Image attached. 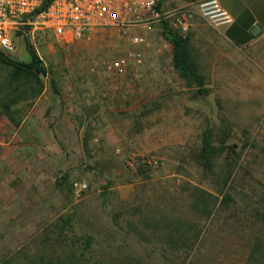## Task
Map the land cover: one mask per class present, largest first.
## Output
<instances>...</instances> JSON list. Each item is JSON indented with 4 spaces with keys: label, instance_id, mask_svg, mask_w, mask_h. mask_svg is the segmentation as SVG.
<instances>
[{
    "label": "rangeland",
    "instance_id": "obj_1",
    "mask_svg": "<svg viewBox=\"0 0 264 264\" xmlns=\"http://www.w3.org/2000/svg\"><path fill=\"white\" fill-rule=\"evenodd\" d=\"M165 1L167 11L184 7ZM166 23L175 30L172 18ZM163 25L126 33L105 28L74 43H38L44 58L38 64L44 70L38 75L41 86L25 78L15 81L13 67L0 60L1 255L33 249L64 218L69 238L91 234L106 249L114 235L115 248L123 245L125 256L180 264L191 252L169 247L159 237L161 230L154 234L143 223L181 217L203 229L185 264L246 262L264 230V36L237 48L196 12L186 38L205 77L201 93L174 68ZM133 33L146 43L134 46ZM135 47L145 50L143 66L130 64L125 73L108 68ZM16 52L5 56L32 61L24 41ZM41 93L43 104L53 109L79 108L86 116L78 122L90 119L94 130L85 132L91 139L83 142L81 131L77 140L68 138L61 123L59 138L55 123H49L46 143L33 146L35 159L26 161L22 145L13 143L15 125L2 115V102H15L19 122ZM101 107L116 123L107 131L97 127L100 114L93 115ZM208 132L218 149L209 169L196 158ZM200 187L220 199L229 194L233 201L206 218L193 207ZM129 221L146 237L133 233Z\"/></svg>",
    "mask_w": 264,
    "mask_h": 264
},
{
    "label": "built area",
    "instance_id": "obj_2",
    "mask_svg": "<svg viewBox=\"0 0 264 264\" xmlns=\"http://www.w3.org/2000/svg\"><path fill=\"white\" fill-rule=\"evenodd\" d=\"M190 2L196 9L180 7L167 11L160 0H0V52L13 54L19 50L20 41H24L28 50H33L44 62L38 43H74L105 28H117L125 33L151 30L172 18L175 30L186 38L196 12L220 28L234 22L220 0ZM130 40L134 46L146 43L136 33ZM130 64L143 66L145 50L129 49L114 64H108V68L125 73ZM138 80L143 81L142 75ZM152 162L155 161H149Z\"/></svg>",
    "mask_w": 264,
    "mask_h": 264
},
{
    "label": "trees",
    "instance_id": "obj_3",
    "mask_svg": "<svg viewBox=\"0 0 264 264\" xmlns=\"http://www.w3.org/2000/svg\"><path fill=\"white\" fill-rule=\"evenodd\" d=\"M163 35L173 46V65L179 75L189 84H195L200 87L201 93L206 90L202 87L205 84V77L198 69L193 53L189 45V38H183L176 30L168 27V23L163 25ZM32 61L21 63L6 57L0 52V60L11 65L14 72V80L25 78L26 82H37L40 84L39 73L44 72L39 67L40 60L33 50ZM41 86V84H40ZM13 100L2 102V115L7 116L17 125L14 112L12 110ZM1 115V114H0ZM218 149L211 142L210 132L205 133L202 147L197 154V160L207 169L212 168L214 160L217 157ZM193 207L206 218H211L218 206L223 208L226 204L233 201L229 194L220 197L203 188H197L194 192ZM64 218L58 219L51 225L53 231L45 234L43 239L36 243L33 249L22 248L9 255L0 254V264H148L147 261L137 255H124L123 245L115 248L118 242L117 237L111 235L106 249H100L101 241L99 237L91 234L82 235L76 238L66 236V226L63 223ZM115 225H119L118 221ZM138 237L145 238L144 231L133 221L127 224ZM147 228L155 231L161 230L163 233L161 240L166 245L176 251L188 250L186 257L180 264H185L192 251H195L197 244L201 241L203 229L200 224L191 219H182L176 217L172 219L164 218L152 219L143 223ZM159 232V234H161ZM158 234V235H159ZM103 242V241H102ZM113 249H115L113 251ZM174 264V263H171ZM176 264V263H175ZM244 264H264V230L262 235L256 237L253 246L249 252L248 258Z\"/></svg>",
    "mask_w": 264,
    "mask_h": 264
},
{
    "label": "crops",
    "instance_id": "obj_4",
    "mask_svg": "<svg viewBox=\"0 0 264 264\" xmlns=\"http://www.w3.org/2000/svg\"><path fill=\"white\" fill-rule=\"evenodd\" d=\"M160 1L162 6L166 2L165 0ZM169 1H178L184 7L196 9L190 0ZM220 3L234 19L232 24L221 28L230 44L237 48H244L256 43L264 36V0H220ZM15 54L17 55V52ZM27 61L30 62V59ZM44 95V93L40 94L38 100L26 110L23 119L15 125L13 143L15 141L18 145H22V152L25 154L23 160L26 161L35 159V154L32 152L33 146L46 143V138L49 136V123H55L56 135L59 138L62 137L61 123L66 124L68 128V132L65 135L68 138L77 140L79 138L77 130L81 131L80 138L83 142L85 139H91V136L85 137V132L89 131L90 133V131L94 130V128H91V124H89L90 119H84L81 123L78 122V119H83L82 116H86L79 108L76 111L71 106L53 109L43 104ZM108 111L110 110L101 107L93 114H100L103 122L99 123L97 127H102L106 131L116 124L115 122H109V119L105 118ZM0 143L2 142L0 141Z\"/></svg>",
    "mask_w": 264,
    "mask_h": 264
}]
</instances>
